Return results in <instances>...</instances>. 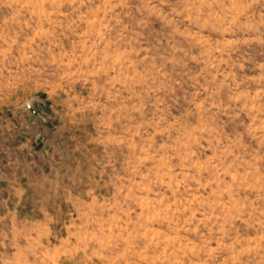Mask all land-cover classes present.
<instances>
[{"label": "rangeland", "instance_id": "1", "mask_svg": "<svg viewBox=\"0 0 264 264\" xmlns=\"http://www.w3.org/2000/svg\"><path fill=\"white\" fill-rule=\"evenodd\" d=\"M0 264H264V0H0Z\"/></svg>", "mask_w": 264, "mask_h": 264}]
</instances>
